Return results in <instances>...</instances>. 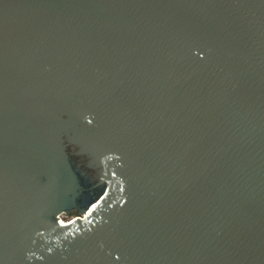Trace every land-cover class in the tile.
<instances>
[{
  "label": "water",
  "instance_id": "95a60500",
  "mask_svg": "<svg viewBox=\"0 0 264 264\" xmlns=\"http://www.w3.org/2000/svg\"><path fill=\"white\" fill-rule=\"evenodd\" d=\"M0 264H264V0H0Z\"/></svg>",
  "mask_w": 264,
  "mask_h": 264
},
{
  "label": "flooded vegetation",
  "instance_id": "af4514ba",
  "mask_svg": "<svg viewBox=\"0 0 264 264\" xmlns=\"http://www.w3.org/2000/svg\"><path fill=\"white\" fill-rule=\"evenodd\" d=\"M94 198H95L94 195H91L89 193H85L83 205H86L89 201H91Z\"/></svg>",
  "mask_w": 264,
  "mask_h": 264
},
{
  "label": "built area",
  "instance_id": "2783aa9c",
  "mask_svg": "<svg viewBox=\"0 0 264 264\" xmlns=\"http://www.w3.org/2000/svg\"><path fill=\"white\" fill-rule=\"evenodd\" d=\"M90 207H91V206H90ZM90 207L87 208V209L85 210V212H83V219L86 217L87 213L89 212Z\"/></svg>",
  "mask_w": 264,
  "mask_h": 264
},
{
  "label": "rangeland",
  "instance_id": "374dc122",
  "mask_svg": "<svg viewBox=\"0 0 264 264\" xmlns=\"http://www.w3.org/2000/svg\"><path fill=\"white\" fill-rule=\"evenodd\" d=\"M83 212H85V211H83Z\"/></svg>",
  "mask_w": 264,
  "mask_h": 264
}]
</instances>
